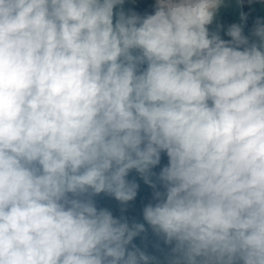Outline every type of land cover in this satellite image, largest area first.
Instances as JSON below:
<instances>
[{"label":"clouds","instance_id":"clouds-1","mask_svg":"<svg viewBox=\"0 0 264 264\" xmlns=\"http://www.w3.org/2000/svg\"><path fill=\"white\" fill-rule=\"evenodd\" d=\"M122 3L0 0V264H150L93 197L133 200L161 152L143 217L172 264H264V25L210 35L220 0L114 24Z\"/></svg>","mask_w":264,"mask_h":264},{"label":"water","instance_id":"water-1","mask_svg":"<svg viewBox=\"0 0 264 264\" xmlns=\"http://www.w3.org/2000/svg\"><path fill=\"white\" fill-rule=\"evenodd\" d=\"M156 0H123V3L114 7L113 23L116 21V14L123 12L126 16L137 15L141 18L155 13ZM264 25V0H220L218 7L214 10L212 22L207 25L209 34H217L222 40L230 41L231 37L227 35L232 25H238L242 34L248 38L249 43H259L254 29L257 22ZM243 50V46H241ZM147 65H141L142 71ZM168 165V157L165 152H161L160 163L150 169L147 173V179L151 183L145 182V177L135 169L131 170L126 177L129 182H135L138 185L136 197L122 204L113 196L106 193H100L93 197L98 209H107L115 218L127 220L129 226L133 223L144 224L145 231L133 238L128 246L132 250L135 245L146 255L153 257L150 264H172L175 255L172 252L173 244H166L162 236L153 232L143 217V209L148 204H155V192H164L162 182L159 179L161 169ZM152 185H155L153 187Z\"/></svg>","mask_w":264,"mask_h":264}]
</instances>
